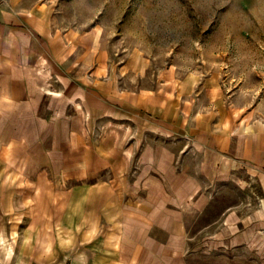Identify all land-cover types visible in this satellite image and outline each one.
Returning a JSON list of instances; mask_svg holds the SVG:
<instances>
[{
    "label": "rangeland",
    "instance_id": "obj_1",
    "mask_svg": "<svg viewBox=\"0 0 264 264\" xmlns=\"http://www.w3.org/2000/svg\"><path fill=\"white\" fill-rule=\"evenodd\" d=\"M35 2L51 32L36 51L61 52L85 93L106 84L104 111L70 118L106 165H38L51 119L63 128L48 101L3 118L1 158L20 163L0 164V264H264V144L251 156L264 140V0ZM112 81L133 104L158 94L164 116L112 117Z\"/></svg>",
    "mask_w": 264,
    "mask_h": 264
},
{
    "label": "crops",
    "instance_id": "obj_2",
    "mask_svg": "<svg viewBox=\"0 0 264 264\" xmlns=\"http://www.w3.org/2000/svg\"><path fill=\"white\" fill-rule=\"evenodd\" d=\"M45 19V13L37 9L35 0L28 8H26L24 0H0V125L3 124L2 119L5 117L30 118L35 116L37 109H30V102L48 101L53 109L52 117L56 122H61L60 125L63 128L60 127L58 131H53V125L58 124H53L54 120L51 119V124L48 125L52 127L42 139L45 138L44 141L46 142L52 140L54 146L44 148L47 150V159L38 165L46 167L63 163L75 167L100 170L106 165L105 159L100 158L95 161L86 157L84 143L80 141L81 145L78 144L79 133L78 131L72 133L70 123L73 122L76 125L79 120L77 115L84 112L83 104L93 107L91 111L93 114H99L105 110L101 109L104 104L97 88L104 90L106 84L96 82L98 83L97 88L90 89L85 93L83 85L71 77L69 63L58 61V59L63 58L61 52H56L54 56L46 47L42 51H36V46L32 45V41L36 42V34L48 40L50 38L51 32L44 24ZM49 57H53L55 60L52 61ZM47 60L49 66L46 63ZM74 77L76 76L74 75ZM114 83L112 81V117L132 118L133 115L139 113L140 109L134 114L137 108L146 109V111L151 110L153 113L159 112L157 116H164L158 110V108L162 110L163 105L160 107L154 102L159 98L158 94L138 97L133 104L132 95L129 97L127 92L114 89ZM161 98H164L163 95H160ZM22 102L25 105L21 108L19 103ZM15 104H18L17 106L20 108H17ZM72 115H75L78 120H70ZM73 136L76 142L71 141ZM15 143L11 144L13 150L17 148ZM263 144L264 140H261V137L256 142L254 141L251 156L259 153L258 150ZM37 148L41 149L40 147ZM36 156L41 157L42 155L37 153L33 154L32 158L30 156L29 166L37 164L35 162ZM19 159L21 160V158ZM124 159L126 160V157ZM2 163L4 165H17L20 162L15 157H12L11 161L10 156L5 159L2 155L0 164ZM157 163L159 164V160ZM157 171L162 175L167 174V172ZM1 176L4 177L5 175Z\"/></svg>",
    "mask_w": 264,
    "mask_h": 264
}]
</instances>
